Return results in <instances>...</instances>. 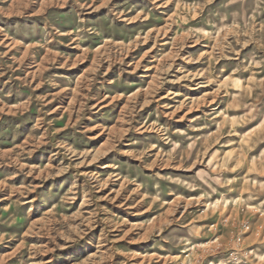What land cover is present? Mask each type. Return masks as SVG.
Listing matches in <instances>:
<instances>
[{
	"label": "rangeland",
	"instance_id": "rangeland-1",
	"mask_svg": "<svg viewBox=\"0 0 264 264\" xmlns=\"http://www.w3.org/2000/svg\"><path fill=\"white\" fill-rule=\"evenodd\" d=\"M0 264H264V0H0Z\"/></svg>",
	"mask_w": 264,
	"mask_h": 264
}]
</instances>
